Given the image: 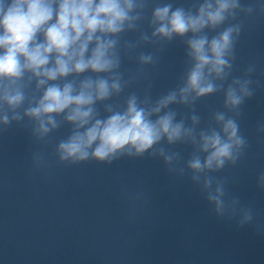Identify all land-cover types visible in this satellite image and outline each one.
I'll list each match as a JSON object with an SVG mask.
<instances>
[{"label":"clouds","instance_id":"1","mask_svg":"<svg viewBox=\"0 0 264 264\" xmlns=\"http://www.w3.org/2000/svg\"><path fill=\"white\" fill-rule=\"evenodd\" d=\"M253 16H264V0H0V134L15 125L47 144L67 126L54 147L58 164L159 160L198 188L217 219L253 226V207L218 175L249 148L240 118L260 81L255 64L234 70L244 19ZM174 41L184 47L183 69L153 96L148 70ZM217 94L222 107L205 120L197 104ZM256 133L264 136V118ZM31 159L35 171L48 168L42 152ZM256 188L264 191V169Z\"/></svg>","mask_w":264,"mask_h":264}]
</instances>
